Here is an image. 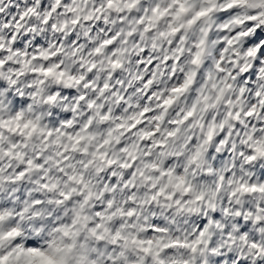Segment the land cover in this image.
Segmentation results:
<instances>
[{"label":"clouds","instance_id":"9594fccd","mask_svg":"<svg viewBox=\"0 0 264 264\" xmlns=\"http://www.w3.org/2000/svg\"><path fill=\"white\" fill-rule=\"evenodd\" d=\"M0 264H264V0H0Z\"/></svg>","mask_w":264,"mask_h":264}]
</instances>
